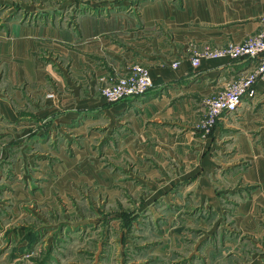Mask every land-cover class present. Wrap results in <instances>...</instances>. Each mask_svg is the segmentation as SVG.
Wrapping results in <instances>:
<instances>
[{
  "label": "crops",
  "instance_id": "obj_1",
  "mask_svg": "<svg viewBox=\"0 0 264 264\" xmlns=\"http://www.w3.org/2000/svg\"><path fill=\"white\" fill-rule=\"evenodd\" d=\"M263 14L264 0H0V114L20 122L15 136L32 137L31 144L22 140L15 148L31 163L33 140L47 148L52 138L73 137L77 144L66 147L63 140L55 151L57 164L65 165L70 178L104 186L118 175L97 171L98 153L109 164H142L148 176V164H160L165 179L151 183L153 192L141 205L157 196L176 201L180 210L197 200L218 216L216 223L223 217L222 198L235 190L243 197L233 210L235 225L253 234L251 241L263 252L264 81L201 137L195 123L202 98L222 89L251 60L202 57L193 66L189 51L190 44L200 49L243 40L260 29ZM175 59L177 66L171 64ZM136 62L148 66L153 85L143 94L106 101L101 85ZM50 91L55 95L48 96ZM3 154L10 157L9 151ZM76 164H89L90 172L76 178ZM62 169L55 174L61 177ZM16 184L19 214L22 199L32 196ZM208 241L194 248L210 250ZM243 245L244 240L237 244Z\"/></svg>",
  "mask_w": 264,
  "mask_h": 264
},
{
  "label": "rangeland",
  "instance_id": "obj_2",
  "mask_svg": "<svg viewBox=\"0 0 264 264\" xmlns=\"http://www.w3.org/2000/svg\"><path fill=\"white\" fill-rule=\"evenodd\" d=\"M51 92L55 95L54 91L47 95ZM18 126L20 122L0 114V264H205L206 257L211 264H264V251L251 241L253 234L242 233L235 225L233 210L243 198L233 195L235 190L221 200L219 223L218 216L197 200L178 210L176 201L155 196L142 206L141 199L153 192L151 183L165 179L160 164H148L152 172L148 176L142 164H109L108 157L98 153L102 164L93 165L99 172L117 174L114 182L104 186L75 180L68 177L65 165L57 164L55 151L63 140L66 147L77 140L58 136L48 141L47 148L33 140L32 162L24 163V154L15 147L32 137L15 136ZM3 151H9L10 157ZM59 165L64 168L61 177L55 174ZM87 165L76 164V178L90 172ZM60 178L66 181L63 192ZM17 182L32 196L22 199L19 214L13 198ZM123 210L133 217L128 225L121 223ZM206 240L213 248H194L195 242L198 247ZM242 240L245 245L240 248L237 244Z\"/></svg>",
  "mask_w": 264,
  "mask_h": 264
},
{
  "label": "built area",
  "instance_id": "obj_3",
  "mask_svg": "<svg viewBox=\"0 0 264 264\" xmlns=\"http://www.w3.org/2000/svg\"><path fill=\"white\" fill-rule=\"evenodd\" d=\"M190 61L198 66L202 57L226 55L230 58L247 57L251 65L238 76L231 79L222 89L205 95L202 109L195 123L201 137L210 134L218 119L235 113L242 102L243 96L255 93L254 84L264 81V14L260 29L250 33L243 40L229 41L222 46L195 48L189 45ZM178 59L171 62L177 66ZM153 85L148 66L133 63L128 69L114 79L101 85L100 93L108 102L143 94ZM52 93V92H51ZM52 96L54 93L51 94Z\"/></svg>",
  "mask_w": 264,
  "mask_h": 264
},
{
  "label": "trees",
  "instance_id": "obj_4",
  "mask_svg": "<svg viewBox=\"0 0 264 264\" xmlns=\"http://www.w3.org/2000/svg\"><path fill=\"white\" fill-rule=\"evenodd\" d=\"M131 215H129V214H127V213H125V212H123V214H122V220L123 221H121V223H125V224H130L131 223V220H132V218L133 217H130Z\"/></svg>",
  "mask_w": 264,
  "mask_h": 264
},
{
  "label": "flooded vegetation",
  "instance_id": "obj_5",
  "mask_svg": "<svg viewBox=\"0 0 264 264\" xmlns=\"http://www.w3.org/2000/svg\"><path fill=\"white\" fill-rule=\"evenodd\" d=\"M123 212H126L125 210H123ZM135 213V212H134Z\"/></svg>",
  "mask_w": 264,
  "mask_h": 264
}]
</instances>
